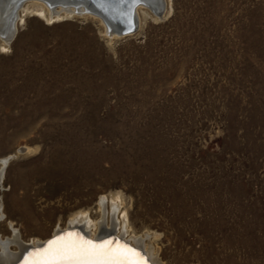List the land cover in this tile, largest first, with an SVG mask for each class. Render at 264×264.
I'll return each instance as SVG.
<instances>
[{"label": "rangeland", "instance_id": "rangeland-1", "mask_svg": "<svg viewBox=\"0 0 264 264\" xmlns=\"http://www.w3.org/2000/svg\"><path fill=\"white\" fill-rule=\"evenodd\" d=\"M36 1L0 37V234L96 223L104 196L160 264H264V0H164L114 37Z\"/></svg>", "mask_w": 264, "mask_h": 264}, {"label": "bare ground", "instance_id": "bare-ground-1", "mask_svg": "<svg viewBox=\"0 0 264 264\" xmlns=\"http://www.w3.org/2000/svg\"><path fill=\"white\" fill-rule=\"evenodd\" d=\"M43 2L46 6L45 10H48L49 17L52 19L54 16H60L61 13H67V14H77V15H83L80 11H84V2L77 1L78 6L73 4H66V3H59L58 6H55V9H52L50 6V2H45L43 0H37L36 2ZM162 0H154L152 3L154 5L150 4H137L134 9L135 13V22L134 29L137 26V21L140 18L139 16V7H152L154 10V13H157L158 15L163 14L164 12V5L165 2L163 0L164 4H161ZM38 2V3H40ZM155 2V3H154ZM24 4V3H23ZM23 4H20L18 8H14L12 6V0H0V37L3 40V42L10 43L11 39L15 35V27L18 19V12L23 7ZM42 4V3H40ZM38 6V5H37ZM43 6V5H42ZM78 7V8H77ZM42 8V10L44 9ZM13 9L14 12H13ZM37 10H39L37 8ZM41 10V9H40ZM116 10V17L117 18H124V16L121 15L120 8H115ZM152 10V11H153ZM93 12H89L87 14H91ZM94 15L95 14H91ZM162 16V15H161ZM62 17V16H61ZM66 17V15L64 16ZM100 18V17H99ZM113 19H116L113 17ZM102 22L103 19L100 18ZM140 21V20H139ZM105 25V31L108 32L110 37L114 36H122L126 34H120L118 33L117 29L110 31L108 29V25L110 22L104 21ZM133 32V31H132ZM131 33V32H130ZM129 34V33H127ZM27 151V147H21L19 150H25ZM16 155V153H15ZM14 155V157H15ZM13 157V154H9L8 156L0 157V185L3 183L4 176H5V169L10 161V159ZM2 186V185H1ZM108 202L107 198L104 196L100 197L99 200V206L102 212L101 218L96 222L93 223V221L90 219L87 212H79L72 216L69 219L68 224L63 228H57L53 231V233L48 236L45 239H37L29 243V241H24L21 238L20 232L17 228L13 226V222H9V226L11 227V236L9 237H3L0 234V264H25V261L27 260H33L38 261L41 259V257L35 255L37 252L43 251L44 248H47L48 242L51 240L56 239L60 236H66L67 234L71 233L73 234V237H82L84 240L92 241L94 244H104L105 242H111L109 245L111 248H117L119 246H126V243H129L127 248L133 249L135 252L139 253V256L136 257V259H143L142 254L144 253L146 257L148 258L149 262L146 264H160L159 263V257L157 256L156 250L147 242H145V238H149V234L146 233L144 236H136V235H130L129 237L126 236L128 226H127V220L125 213L122 212L121 216L119 217V211H120V203L119 201L115 199H111L110 203ZM107 205V209H106ZM4 213L2 210V207L0 205V221L3 220ZM110 218V223L106 222V218ZM94 230H91L92 227H94ZM61 232V233H60ZM60 233L59 235H57ZM54 236V237H53ZM53 237L51 240H48L49 238ZM16 245V250L11 249V245ZM39 248V246H41ZM140 250L142 252H140Z\"/></svg>", "mask_w": 264, "mask_h": 264}, {"label": "snow or ice", "instance_id": "snow-or-ice-1", "mask_svg": "<svg viewBox=\"0 0 264 264\" xmlns=\"http://www.w3.org/2000/svg\"><path fill=\"white\" fill-rule=\"evenodd\" d=\"M110 244H94L69 233L49 241L47 248L35 253L40 260H27L25 264H146L143 259H136L139 253L133 249L111 248Z\"/></svg>", "mask_w": 264, "mask_h": 264}, {"label": "water", "instance_id": "water-1", "mask_svg": "<svg viewBox=\"0 0 264 264\" xmlns=\"http://www.w3.org/2000/svg\"><path fill=\"white\" fill-rule=\"evenodd\" d=\"M27 1L28 0H12V4H13L12 6H14V8L17 9L20 4H23ZM43 1L50 2L51 4L50 6L52 7V9H55V6H58L59 3L62 2L66 4H73L76 2L75 5L78 6L79 3H77V1H82L84 2L85 9L84 11L79 10L80 13L87 14L89 12H93L96 16V19L100 17L105 22L106 21L110 22L108 25V29L110 31L114 29L116 30L118 28L117 29L118 33L127 34L132 31L135 32L134 25L136 24V22H135V13L133 12L135 6L137 4H151V2H153L154 0H139V2H137V0H43ZM160 2L161 4H164L163 0ZM115 8H120L121 11L120 13L122 16H124V18L121 19L116 17ZM14 10L15 9H13V12ZM113 17H115L116 19H113ZM60 233H58L57 235H59ZM53 237L49 238L46 241L51 240ZM126 246H128V244H126ZM41 247L42 245L39 246V248Z\"/></svg>", "mask_w": 264, "mask_h": 264}]
</instances>
